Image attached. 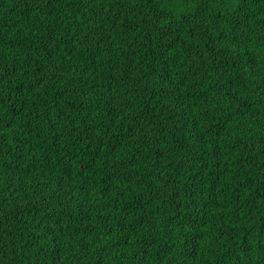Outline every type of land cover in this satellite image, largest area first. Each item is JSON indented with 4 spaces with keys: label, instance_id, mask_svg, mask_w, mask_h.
<instances>
[{
    "label": "trees",
    "instance_id": "16d2710c",
    "mask_svg": "<svg viewBox=\"0 0 264 264\" xmlns=\"http://www.w3.org/2000/svg\"><path fill=\"white\" fill-rule=\"evenodd\" d=\"M0 264H264V0H0Z\"/></svg>",
    "mask_w": 264,
    "mask_h": 264
}]
</instances>
